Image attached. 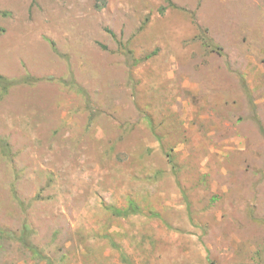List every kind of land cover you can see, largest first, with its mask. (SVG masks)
Masks as SVG:
<instances>
[{
    "label": "rangeland",
    "instance_id": "374dc122",
    "mask_svg": "<svg viewBox=\"0 0 264 264\" xmlns=\"http://www.w3.org/2000/svg\"><path fill=\"white\" fill-rule=\"evenodd\" d=\"M0 264H264V0H0Z\"/></svg>",
    "mask_w": 264,
    "mask_h": 264
},
{
    "label": "trees",
    "instance_id": "16d2710c",
    "mask_svg": "<svg viewBox=\"0 0 264 264\" xmlns=\"http://www.w3.org/2000/svg\"><path fill=\"white\" fill-rule=\"evenodd\" d=\"M10 84V82H7L2 76H0V86L2 89V92H5L7 89V86Z\"/></svg>",
    "mask_w": 264,
    "mask_h": 264
}]
</instances>
